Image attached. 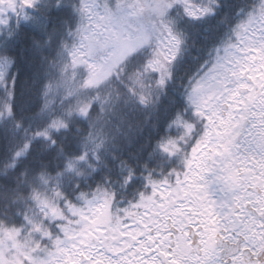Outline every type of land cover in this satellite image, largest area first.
Masks as SVG:
<instances>
[{
	"label": "trees",
	"instance_id": "16d2710c",
	"mask_svg": "<svg viewBox=\"0 0 264 264\" xmlns=\"http://www.w3.org/2000/svg\"><path fill=\"white\" fill-rule=\"evenodd\" d=\"M86 1L33 0L0 25V230H21L33 245L8 264H46L68 222L66 205L87 199L117 213L166 185L184 160L168 143L188 122L199 125L189 93L238 42L257 4L188 0L206 11L191 18L168 0L167 15L147 21L146 46L128 52L105 82L87 85L89 71L74 63L86 39ZM98 2L115 15L134 0ZM165 36L177 41L168 60L159 48Z\"/></svg>",
	"mask_w": 264,
	"mask_h": 264
},
{
	"label": "snow or ice",
	"instance_id": "6c2138e0",
	"mask_svg": "<svg viewBox=\"0 0 264 264\" xmlns=\"http://www.w3.org/2000/svg\"><path fill=\"white\" fill-rule=\"evenodd\" d=\"M225 111L210 125L201 119L181 129L183 164L163 186L168 206L140 222L137 264H264V144ZM252 160L254 174L245 175Z\"/></svg>",
	"mask_w": 264,
	"mask_h": 264
},
{
	"label": "rangeland",
	"instance_id": "374dc122",
	"mask_svg": "<svg viewBox=\"0 0 264 264\" xmlns=\"http://www.w3.org/2000/svg\"><path fill=\"white\" fill-rule=\"evenodd\" d=\"M32 1L0 0V25L11 22L21 11L22 4H29ZM173 1L182 5L185 14L191 18H198L206 13L201 7L194 8L188 5V0H172L171 2ZM82 6L85 17L82 32L86 39L83 41L82 49L76 54L74 63L76 66H86L89 71L87 85H98L105 82L114 66H117L116 64L121 62L128 52L131 53L146 46L147 21L154 18L162 20L170 10L168 0H134L129 9H122L119 14L115 15L106 14L107 11H112L106 2L101 4L98 0H89ZM253 27L259 32H264V22L262 23L261 18L255 14L250 17L245 26L242 25L241 33L243 34L237 42V50L247 47L248 42L255 43V37L262 35L251 31ZM165 37L161 39L159 48L164 59L168 60L176 52L177 41L169 38L170 36ZM230 55L231 51L228 50L218 54L216 65L224 67ZM211 77L212 73L209 72L207 80L203 78L197 80L188 95L194 117H197L200 110L204 112L205 109H209L214 102L216 92L213 93L211 89H208ZM192 124L195 126L194 122ZM180 137L179 140L168 143L172 156L182 153V148L185 146L181 132ZM192 147H196V141ZM188 152L191 154L192 149L190 148ZM163 186L155 184L146 197H142L131 205L119 204L116 208L117 213L111 211V205H102L100 202L87 199H81L78 207L66 205V213L62 216H65L68 222L59 226V235L55 237V248L47 258L46 264H97L106 251L123 249L125 242L135 236V229L142 226L140 222L148 221L149 214L157 203V198L160 201H168L167 197L172 195L164 192ZM162 192H164L163 195H161ZM130 217L131 222L128 221ZM127 221L129 224L125 225ZM104 230H107L106 236H103ZM7 231L6 229L0 230V264H8L10 261L7 259L8 256L17 262V255L21 249L33 250L32 241L30 238L24 239L25 237L19 234L22 233L21 230ZM105 239L109 241L107 245H105ZM27 258L30 259L29 256ZM83 258L88 259V262H84Z\"/></svg>",
	"mask_w": 264,
	"mask_h": 264
},
{
	"label": "flooded vegetation",
	"instance_id": "af4514ba",
	"mask_svg": "<svg viewBox=\"0 0 264 264\" xmlns=\"http://www.w3.org/2000/svg\"><path fill=\"white\" fill-rule=\"evenodd\" d=\"M251 31L262 35L255 37V43L248 42V46L242 47L241 50H237L238 43L234 44L228 49L229 52L231 51V55L224 67L216 65L218 62L216 61L211 68L212 77L209 82L211 87L209 86L208 89H211L213 93L216 92V95L214 94L215 99L209 109H205L204 112L203 110L199 111L197 120L199 125L201 119L210 125L211 119L224 109L226 110L225 119L227 121H239L246 129H250L252 136L257 141V147H259L260 144H264V32H259L254 27ZM242 34H239V39ZM214 131L215 129H213ZM198 143L199 140L196 141V145ZM253 163H255L254 160L249 162L245 175L254 174L252 171ZM255 170L256 172L261 170L258 163H256ZM163 202V205L158 202L155 204L154 210L149 214V223L168 206L167 200ZM141 227L135 229V236L132 237L130 243L128 240L125 242L123 249H111L103 252L99 263L116 264L119 262V264H125L126 261L131 260L132 264H137L132 253L138 251L134 247V241L138 237L141 240L144 239V233L139 231ZM83 261L88 262V259L83 258Z\"/></svg>",
	"mask_w": 264,
	"mask_h": 264
},
{
	"label": "bare ground",
	"instance_id": "6f19581e",
	"mask_svg": "<svg viewBox=\"0 0 264 264\" xmlns=\"http://www.w3.org/2000/svg\"><path fill=\"white\" fill-rule=\"evenodd\" d=\"M259 9L264 10V0H257L256 8L254 10H250L248 15L257 14ZM249 19L247 17L243 18L242 25L245 26L248 23Z\"/></svg>",
	"mask_w": 264,
	"mask_h": 264
}]
</instances>
